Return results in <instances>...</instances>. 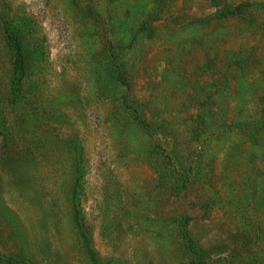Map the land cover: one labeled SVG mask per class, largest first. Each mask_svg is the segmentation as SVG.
I'll return each mask as SVG.
<instances>
[{"label": "rangeland", "instance_id": "1", "mask_svg": "<svg viewBox=\"0 0 264 264\" xmlns=\"http://www.w3.org/2000/svg\"><path fill=\"white\" fill-rule=\"evenodd\" d=\"M0 264H264V0H0Z\"/></svg>", "mask_w": 264, "mask_h": 264}]
</instances>
